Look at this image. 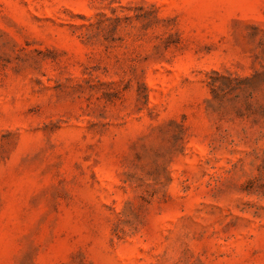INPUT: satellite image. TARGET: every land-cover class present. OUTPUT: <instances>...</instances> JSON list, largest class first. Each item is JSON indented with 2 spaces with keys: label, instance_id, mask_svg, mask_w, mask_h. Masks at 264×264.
Segmentation results:
<instances>
[{
  "label": "rangeland",
  "instance_id": "1",
  "mask_svg": "<svg viewBox=\"0 0 264 264\" xmlns=\"http://www.w3.org/2000/svg\"><path fill=\"white\" fill-rule=\"evenodd\" d=\"M0 264H264V0H0Z\"/></svg>",
  "mask_w": 264,
  "mask_h": 264
}]
</instances>
